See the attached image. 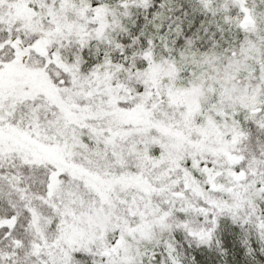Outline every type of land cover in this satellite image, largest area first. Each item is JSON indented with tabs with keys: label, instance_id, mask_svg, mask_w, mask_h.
<instances>
[{
	"label": "snow or ice",
	"instance_id": "1",
	"mask_svg": "<svg viewBox=\"0 0 264 264\" xmlns=\"http://www.w3.org/2000/svg\"><path fill=\"white\" fill-rule=\"evenodd\" d=\"M0 264H264V0H0Z\"/></svg>",
	"mask_w": 264,
	"mask_h": 264
}]
</instances>
